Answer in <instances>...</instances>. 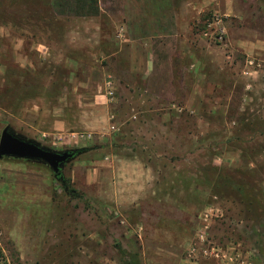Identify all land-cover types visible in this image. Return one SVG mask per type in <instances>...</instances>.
<instances>
[{
  "label": "rangeland",
  "instance_id": "obj_1",
  "mask_svg": "<svg viewBox=\"0 0 264 264\" xmlns=\"http://www.w3.org/2000/svg\"><path fill=\"white\" fill-rule=\"evenodd\" d=\"M98 1L0 0V137L85 151L0 160V264H264V0Z\"/></svg>",
  "mask_w": 264,
  "mask_h": 264
},
{
  "label": "water",
  "instance_id": "obj_2",
  "mask_svg": "<svg viewBox=\"0 0 264 264\" xmlns=\"http://www.w3.org/2000/svg\"><path fill=\"white\" fill-rule=\"evenodd\" d=\"M4 158L43 163L57 176L60 168L70 162L72 154L68 151L56 152L41 147L35 142L13 134L10 128L6 127L0 137V160Z\"/></svg>",
  "mask_w": 264,
  "mask_h": 264
},
{
  "label": "crops",
  "instance_id": "obj_3",
  "mask_svg": "<svg viewBox=\"0 0 264 264\" xmlns=\"http://www.w3.org/2000/svg\"><path fill=\"white\" fill-rule=\"evenodd\" d=\"M99 2V4H100V0L98 1ZM97 10V9H96ZM95 10V11H96ZM99 12H100V9H99ZM91 17H97L96 15H93V16H91ZM74 32H76V31H74ZM97 32V31H96ZM99 32V31H98ZM100 34V33H99ZM99 34L98 33H95L94 34V38L95 39H90L91 37H87L88 39V41L89 42H91V43H93L95 46H98V47H100V38H99ZM93 36V35H92ZM151 41V40H150ZM149 41V42H150ZM120 42H122V44H123V42L124 43H129V41L128 40H122V41H120ZM145 42V41H144ZM148 42V43H149ZM134 45V44H133ZM133 45H132V47H133ZM150 48H152V45H150ZM135 49H137L136 50V53H137V55L140 53V48L138 47V48H135ZM134 51V50H133ZM152 51V50H151ZM152 54V53H151ZM103 56L102 55H100V56H98L97 57V62L99 63V62H101L102 60H103V58H102ZM145 64L146 63H141V64H137V63H135V65H134V69L136 68V71H137V73L136 74H141V71H142V68H144L145 69ZM147 68H148V66H146ZM140 72V73H139ZM98 74H101V72L100 71H98ZM87 82L89 81V79L88 80H86ZM82 97H84V96H79L78 97V101H82V104H83V106L84 107H82V113H88V110H89V108H90V106H91V98H89V96L88 97H85V98H82ZM62 126V125H61ZM61 126L60 125H57V129H60L61 128ZM74 137V136H73Z\"/></svg>",
  "mask_w": 264,
  "mask_h": 264
},
{
  "label": "trees",
  "instance_id": "obj_4",
  "mask_svg": "<svg viewBox=\"0 0 264 264\" xmlns=\"http://www.w3.org/2000/svg\"><path fill=\"white\" fill-rule=\"evenodd\" d=\"M71 152L73 153V158H76L77 156L83 154L85 151L84 150H71ZM56 179L58 180V182H60L61 187L64 190V192L67 195L70 194L69 183L67 182L65 178H63V175L60 174Z\"/></svg>",
  "mask_w": 264,
  "mask_h": 264
},
{
  "label": "built area",
  "instance_id": "obj_5",
  "mask_svg": "<svg viewBox=\"0 0 264 264\" xmlns=\"http://www.w3.org/2000/svg\"><path fill=\"white\" fill-rule=\"evenodd\" d=\"M106 87H107V95L109 97L110 100H113L114 97V93L112 91V87H111V82H107L106 83ZM216 258H220L219 254L215 255ZM2 259L0 257V263H1Z\"/></svg>",
  "mask_w": 264,
  "mask_h": 264
},
{
  "label": "flooded vegetation",
  "instance_id": "obj_6",
  "mask_svg": "<svg viewBox=\"0 0 264 264\" xmlns=\"http://www.w3.org/2000/svg\"><path fill=\"white\" fill-rule=\"evenodd\" d=\"M69 153H71L72 154V158L70 159V161H72L74 158H73V153L71 152V151H68ZM68 163H66L65 165H67ZM65 166H63L62 168H60V172H59V174H57V176L55 175V177L57 178L60 174H62V170H63V168H64Z\"/></svg>",
  "mask_w": 264,
  "mask_h": 264
}]
</instances>
